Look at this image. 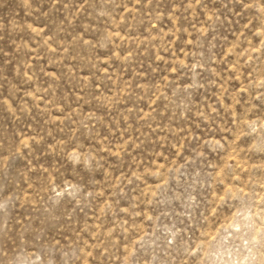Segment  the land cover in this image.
Returning a JSON list of instances; mask_svg holds the SVG:
<instances>
[{
	"label": "rangeland",
	"instance_id": "obj_1",
	"mask_svg": "<svg viewBox=\"0 0 264 264\" xmlns=\"http://www.w3.org/2000/svg\"><path fill=\"white\" fill-rule=\"evenodd\" d=\"M0 264H264V0H0Z\"/></svg>",
	"mask_w": 264,
	"mask_h": 264
}]
</instances>
